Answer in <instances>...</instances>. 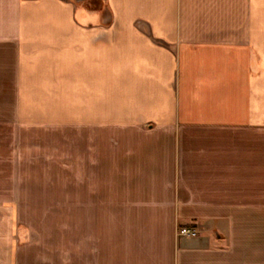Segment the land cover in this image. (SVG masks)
I'll list each match as a JSON object with an SVG mask.
<instances>
[{"label": "crops", "instance_id": "crops-1", "mask_svg": "<svg viewBox=\"0 0 264 264\" xmlns=\"http://www.w3.org/2000/svg\"><path fill=\"white\" fill-rule=\"evenodd\" d=\"M0 128L68 181L0 264H264V0H0Z\"/></svg>", "mask_w": 264, "mask_h": 264}, {"label": "rangeland", "instance_id": "rangeland-1", "mask_svg": "<svg viewBox=\"0 0 264 264\" xmlns=\"http://www.w3.org/2000/svg\"><path fill=\"white\" fill-rule=\"evenodd\" d=\"M47 137L48 134H40L34 130L0 128V225L8 218L15 233L18 223H21L38 232L51 231L64 235L65 208L50 207L46 205L47 202L44 205L40 202L41 206H33L32 204H36V195L45 197L50 193L23 191V187L32 189L33 185L68 182L67 177L61 173L41 176L34 173L35 169L49 168L50 165L52 167L50 162L40 159H45L43 156L49 155L51 146L56 145Z\"/></svg>", "mask_w": 264, "mask_h": 264}, {"label": "built area", "instance_id": "built-area-1", "mask_svg": "<svg viewBox=\"0 0 264 264\" xmlns=\"http://www.w3.org/2000/svg\"><path fill=\"white\" fill-rule=\"evenodd\" d=\"M178 233L180 235H184L186 237H195L197 236V232L194 228L191 227H182L179 229Z\"/></svg>", "mask_w": 264, "mask_h": 264}]
</instances>
